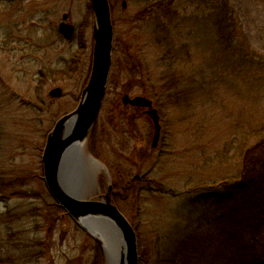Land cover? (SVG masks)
Listing matches in <instances>:
<instances>
[{"label": "rangeland", "instance_id": "374dc122", "mask_svg": "<svg viewBox=\"0 0 264 264\" xmlns=\"http://www.w3.org/2000/svg\"><path fill=\"white\" fill-rule=\"evenodd\" d=\"M110 2L116 20L115 49L98 119V131L102 134H97L93 144L112 180H119L115 174L118 169L125 173L119 180L121 186L126 178L139 175L131 163L115 153L122 141L111 123L119 117L115 105L126 94L133 97L150 86L155 88L152 97L164 105L170 103L169 95L175 91L184 94L179 105L162 104L169 131L165 144L150 150V154L147 150L142 152L146 154L145 161L139 163L140 173H145L160 189L147 184L140 198L134 200L135 195L130 194L126 200H118L119 209L138 234L140 255L146 251L148 264H153L157 251L166 243L161 240L170 234L172 226L182 221V206L187 205V200L181 193L241 176L244 153L256 142L247 127L254 112L253 101L250 92L239 95L234 91H229L232 93L221 101L220 86L221 92L210 79L204 80L205 75H212L207 71L215 61L213 50L205 49L201 36L195 32L187 39V48L182 43L187 35L185 29L191 24L188 19L199 3L175 0L176 8L169 21L164 17L157 19L156 7L140 0ZM232 3L251 47L264 54V0H232ZM145 8L149 14L138 18L137 13ZM65 14L67 22L76 28L71 40L59 32ZM92 34L90 0H0V128L4 146L0 154V183H12L6 187L11 192L0 195V236L3 232L6 237L0 245H10L0 248V259L11 255L12 245H35L33 250L43 245L38 252L44 255L32 264L94 261L91 247L96 243L56 206L44 183L42 169L48 132L58 119L75 110L81 100L91 68ZM174 46L181 49L176 55L179 61L176 71L182 83L168 92L171 73L161 56ZM67 68L64 78L57 77L54 81L49 76L50 72ZM55 87L63 90L60 98L50 96ZM241 120L244 126L237 129ZM138 129L151 149L152 127L145 117L138 121ZM128 136L123 135L131 149L135 139L131 141ZM8 232L11 238L7 237ZM11 262L6 264H24L21 259Z\"/></svg>", "mask_w": 264, "mask_h": 264}, {"label": "trees", "instance_id": "16d2710c", "mask_svg": "<svg viewBox=\"0 0 264 264\" xmlns=\"http://www.w3.org/2000/svg\"><path fill=\"white\" fill-rule=\"evenodd\" d=\"M140 1L156 7L157 19L164 17L171 21L174 15L172 10L176 8L175 0ZM189 1L192 4H199L188 19L191 24L185 29L187 35L182 43L187 48L186 41L195 32L201 36L200 40L204 48L213 50L215 61L207 71L212 75H205L204 80L210 79L212 84H217L216 90L222 89L221 101H225V96L232 93L229 91L239 95L244 92L251 93L254 112L247 121V127L256 142L244 153L241 176L232 180L196 186L186 193H181L187 200V205L182 206V221L172 226L168 232L170 234L166 235V239L161 240V243L165 240L166 243L162 250L157 251L153 264H262L264 262V54L251 47L232 0ZM200 5H202L201 10ZM147 14L149 13L145 8L137 13V16L143 19ZM113 21L116 25V20ZM180 53L181 49L174 46L168 47L161 56V60L168 63V70L171 73L168 76L170 85L166 88L168 92L182 83L176 71V67L179 66L176 55ZM68 70L69 68L53 71L49 76L57 81V77L64 78ZM45 76L47 73L41 78ZM209 91L214 95L213 90ZM183 95L180 91H175L169 95V99L175 102L178 100L176 104L179 105ZM185 96L188 97V93ZM157 103L161 104L160 101ZM243 126V120L236 124L237 129ZM97 129L98 123L92 131L90 143V149L96 155L98 154L93 140L98 138ZM2 133L0 128V154L4 147L1 143ZM114 150L117 152L116 148ZM130 182L131 184L126 183L124 186L132 185L131 180ZM10 184L0 183V195H8L11 192L6 189ZM149 184L160 189L159 185ZM139 186H142V191L146 189L143 183ZM122 187L118 182L117 188ZM25 192L23 194H26ZM165 192L179 196L174 191L165 190ZM114 202L119 206L118 200ZM56 206L58 207L57 204ZM8 233L7 237L11 238L12 235ZM5 238L1 232L0 244L4 243ZM95 243L96 245L91 247L95 253L92 264H105L103 250L97 242ZM4 246L10 245H0V248ZM34 246L12 245L9 249L11 255L7 259H0V264L11 261L15 263L20 259L24 264H32L34 260L40 258L39 256L44 255L38 252L43 245H38L37 250H33ZM20 252L24 255H18ZM146 258L147 252H141L142 264H148Z\"/></svg>", "mask_w": 264, "mask_h": 264}, {"label": "water", "instance_id": "95a60500", "mask_svg": "<svg viewBox=\"0 0 264 264\" xmlns=\"http://www.w3.org/2000/svg\"><path fill=\"white\" fill-rule=\"evenodd\" d=\"M90 1L93 10L90 75L76 109L58 119L47 135L42 153L43 180L56 203L101 246L105 264H140L137 232L113 203L108 168L87 147L106 96L115 36L110 0ZM67 19L65 14L59 32L70 40L75 35V26ZM62 95L60 87L50 90L53 98ZM128 99L126 95L124 100ZM132 103L152 104L144 97H136ZM150 115L154 122L152 146L156 147L160 138L158 111L153 108ZM98 172L107 175L106 194L99 199L91 196L92 180Z\"/></svg>", "mask_w": 264, "mask_h": 264}, {"label": "flooded vegetation", "instance_id": "af4514ba", "mask_svg": "<svg viewBox=\"0 0 264 264\" xmlns=\"http://www.w3.org/2000/svg\"><path fill=\"white\" fill-rule=\"evenodd\" d=\"M115 49V47H114ZM153 90H155V88L153 86L150 87H146V89H144L142 91L141 94H137L133 97H131L130 95L126 94L129 99L127 101L124 100V96L120 102H118L115 105V109L114 111H118L116 112L119 117L118 119H113L111 120V123L113 125V127H116L117 132L119 133L122 139V141H120V147L116 148L117 152L116 155L117 156H121L123 158V160H125L126 162H129L132 164L133 168L132 169H136L139 175L133 176L131 179H127L126 178V182L125 184H123L121 189H118V182L119 180H122V178L124 177L125 173H122V169H118V171L115 172V174L118 176L119 180H117L118 182L115 183V181L113 182L114 184L112 185V191H111V197L112 199L115 200H126L128 198V196L130 194H134V200L137 198H140L141 194L140 192L142 191V186H139L140 183H143L145 185L151 183V179L146 178L145 177V173L141 174L140 173V162H144L145 161V157L146 154L142 153V152H146V150L148 151L147 154H150V150H156L158 147H160L162 144H165V139L168 136V119H167V114H163V111L161 109L162 104H158L157 100H155V98L152 97L151 92H153ZM136 97H144L148 100H150L152 102L151 106L145 105V104H133L132 100ZM170 100V99H169ZM165 102V101H164ZM168 102V101H167ZM176 103H178V100L173 101L171 99L170 103L168 102L167 104L172 106L177 105ZM165 103V105H167ZM164 105V104H163ZM164 105V106H165ZM156 109L158 111V115H159V124H160V138L158 141L157 146L154 148L152 146V142H153V135H154V122L152 120V116L150 115V111L151 109ZM102 110V109H101ZM101 113V112H100ZM145 117V119H147L149 121V124L152 127V134H151V149L148 147V144L146 142L145 136L142 134V132L138 129V121ZM170 123V122H169ZM99 128L97 129V134H102L100 131H98ZM169 132V131H168ZM123 135L127 136L129 135V139L132 141V139H135V145L133 146V148H128L126 146V140H124ZM93 142H96V138L93 140ZM142 146V148L140 150H138V147ZM143 154V155H142ZM142 156V157H141ZM142 158L140 161L139 159ZM140 163V164H139ZM129 172V170H128ZM126 175H129L128 173ZM141 175V176H140ZM102 176V172H98L95 175V178L92 180V188H91V196L92 197H98V199L100 197H104L106 194V190H105V185L103 182V177ZM130 180L132 181V185L130 186H124L127 184H131ZM124 183V182H123ZM135 186H138V188H135ZM147 187V186H146Z\"/></svg>", "mask_w": 264, "mask_h": 264}]
</instances>
